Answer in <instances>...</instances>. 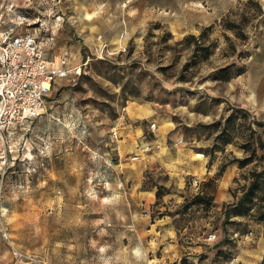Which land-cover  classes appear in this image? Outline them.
Returning a JSON list of instances; mask_svg holds the SVG:
<instances>
[{
	"label": "clouds",
	"instance_id": "obj_1",
	"mask_svg": "<svg viewBox=\"0 0 264 264\" xmlns=\"http://www.w3.org/2000/svg\"><path fill=\"white\" fill-rule=\"evenodd\" d=\"M134 2L0 0V177L66 165L76 186L65 182L58 199L67 198L69 226L82 233L80 264H262L264 230L255 209H241L250 174L264 171V0H157L143 13ZM75 38L89 46L87 59ZM177 57L174 72L160 71ZM102 61L123 71H94ZM189 62V83L178 85ZM120 78L142 91L127 108L110 82ZM177 87L196 91L188 107L145 102ZM201 103L211 114L189 111ZM172 116L204 138L186 139ZM233 117L242 135L231 143L198 127L222 118L227 127ZM126 127L132 138L121 140Z\"/></svg>",
	"mask_w": 264,
	"mask_h": 264
},
{
	"label": "rangeland",
	"instance_id": "obj_2",
	"mask_svg": "<svg viewBox=\"0 0 264 264\" xmlns=\"http://www.w3.org/2000/svg\"><path fill=\"white\" fill-rule=\"evenodd\" d=\"M156 4L157 0H135L130 8L139 9L143 13L146 9L156 6ZM20 11L27 14L32 10ZM156 27L159 28L161 26L157 25ZM73 36H75L74 33ZM169 39H172L171 33H167V38L163 42L167 44V40ZM77 42L83 45L81 55L84 59H87L88 55L91 54L88 51L89 46L84 45V41L80 38L73 40V43ZM195 43H197L196 37L186 38V47H191ZM197 47L199 48L198 44ZM169 49H171V46H169ZM204 51L207 52V49H204ZM118 59H123V57H118ZM178 63L179 57L175 59V63L171 67L162 68L160 71L165 75L169 72H174L176 64ZM106 65L109 69L123 71L121 65L112 64L110 61L98 62L94 71L103 72L106 70ZM192 66H194L193 63L189 62L181 69L177 77L178 85H186L189 83L187 73ZM110 82L118 84L123 88L125 103L122 106L125 108L128 107L129 98L139 100L142 97L141 89L131 86V84L125 85L124 78L114 79ZM55 87L56 85L54 83L51 89H55ZM64 90L61 89V91ZM166 92L168 93L166 98L156 99L144 97L145 102L160 104L164 108L171 107L176 109L188 107L191 103V99L189 98H195L197 95L196 91L184 87H177L171 91L166 90ZM178 96L179 98H177ZM105 99L107 100L108 97H105ZM46 101L51 102V98L46 97ZM216 107L218 108L219 104ZM108 108L112 112L115 111L111 102L108 103ZM189 111H196L198 115L211 114L204 103H201L195 109L190 108ZM244 117L245 119L247 118L246 113ZM116 118L118 119V117ZM171 119L173 123L181 125L185 129L187 134L186 139L199 142L204 138L197 135L192 129H189L187 124H182L180 117L172 116ZM126 124L130 125L133 129L139 128V123L137 122L129 120L126 121ZM235 124L236 118L233 117L228 120L227 127L223 124V118L216 125L215 129L212 126L206 125H199L198 127L205 128L209 131L210 135L207 137L209 139L217 133H220L218 139L225 143V140L228 138H231L232 142L236 135H242V133L237 132ZM258 127L261 131H264V124ZM152 135L154 138V134ZM257 135L258 133L256 132L252 133L254 141ZM125 137L129 140L132 138V132L127 127L123 129L119 138L123 140ZM260 145L264 149V135L260 136ZM192 150L197 152L205 151L204 149L196 147H193ZM247 150L251 151L252 145H248ZM212 154L215 155L214 152ZM253 158L256 159L255 153H253ZM258 159L259 164H264V156H260ZM65 167L66 165L57 162L54 165H45V168L36 174L26 175L17 166L15 169H8L6 174L0 177V210H2V213H0V264H80V260L84 256L83 253L76 251L75 246L78 243L77 237L82 235V233L69 226V220L74 219L75 216L74 213L68 212L65 207L68 204L67 198L62 197L58 199L59 193L67 192L65 182L70 183L72 187L76 186V177L70 171L65 174ZM132 167H135V165H132ZM256 173L261 174L258 177V182L261 183L264 178V171H253L250 174L252 180H254L253 175ZM243 178L248 179V177ZM41 184H43V187H40ZM75 203L77 201H72L73 205ZM252 214L253 210L244 216H251ZM255 215H258L257 209H255ZM259 224L261 230H264V221L259 222Z\"/></svg>",
	"mask_w": 264,
	"mask_h": 264
},
{
	"label": "trees",
	"instance_id": "obj_3",
	"mask_svg": "<svg viewBox=\"0 0 264 264\" xmlns=\"http://www.w3.org/2000/svg\"><path fill=\"white\" fill-rule=\"evenodd\" d=\"M230 142H231V138L225 140V143H230ZM260 175H261L260 173H256L253 175L254 176L253 184L245 196V200L249 201L250 203L248 204V208L246 211L243 208L241 209V214L247 215L251 210L257 209L258 210L257 217L259 219V222H262L264 221V178L261 183L258 182V177ZM209 195H212V193H209Z\"/></svg>",
	"mask_w": 264,
	"mask_h": 264
},
{
	"label": "built area",
	"instance_id": "obj_4",
	"mask_svg": "<svg viewBox=\"0 0 264 264\" xmlns=\"http://www.w3.org/2000/svg\"><path fill=\"white\" fill-rule=\"evenodd\" d=\"M37 42H39V41H37ZM54 83H55V81H50V82H49V87H50V89L52 88V86H53ZM25 87H28V85H25ZM46 97H47V96H44V95H42V94H41V96H40V98L43 99V100H46Z\"/></svg>",
	"mask_w": 264,
	"mask_h": 264
},
{
	"label": "crops",
	"instance_id": "obj_5",
	"mask_svg": "<svg viewBox=\"0 0 264 264\" xmlns=\"http://www.w3.org/2000/svg\"><path fill=\"white\" fill-rule=\"evenodd\" d=\"M260 225V224H259Z\"/></svg>",
	"mask_w": 264,
	"mask_h": 264
}]
</instances>
